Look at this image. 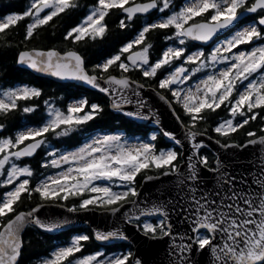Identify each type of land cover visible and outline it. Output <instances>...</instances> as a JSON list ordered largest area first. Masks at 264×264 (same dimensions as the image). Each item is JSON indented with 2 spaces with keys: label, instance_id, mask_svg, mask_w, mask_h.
<instances>
[{
  "label": "snow or ice",
  "instance_id": "snow-or-ice-1",
  "mask_svg": "<svg viewBox=\"0 0 264 264\" xmlns=\"http://www.w3.org/2000/svg\"><path fill=\"white\" fill-rule=\"evenodd\" d=\"M79 6L78 0H30L27 10L22 14H9L0 18V34H6L21 20L31 18L24 38L30 40L37 29ZM113 9L125 14V18L119 22L122 29L129 26L126 21H132L138 15H147L153 10L170 14L145 24L117 54L102 64L94 65L92 72L99 71L100 75L90 74L84 59L74 50H67L63 54L55 49L21 51L17 62L59 79L84 82L112 97V107L116 110L124 105L135 104V112L124 114L144 120L154 119L150 110L148 114L143 112L146 101L141 98V90L145 85L132 80L127 74L139 71L145 79H156L162 69H171L158 80L157 87L169 91L173 98L168 101L161 95V100L168 103L170 108L172 103L179 104L190 118L188 125H182L186 128L185 135L191 149L185 157L187 175L179 163L183 153L177 152L175 148L157 149L152 143L157 139L156 134L149 137L151 142L139 143H129L122 134H106L97 136L76 150L59 153L50 147L47 134L51 132L57 138L67 136L93 120L103 109L98 104H89L87 98L69 104L66 111L45 101L48 118L42 125L19 131L14 138H0V187L15 184L14 188L0 197V264H18L26 225L34 224L40 229L54 231L67 223L42 221L36 216L42 204L28 212H17L16 206L25 193L29 200L33 194H39L42 201H67L87 194L86 198L80 200V209L100 207L113 215L126 204L131 205L125 213V222L134 223L146 236L167 237L172 264H191L189 257L193 249L199 252L208 249L211 264H264V157H261L259 171L252 180L253 191L237 190L234 187L235 176L223 180V193L199 192L197 187L192 186L199 180L198 168L208 164V158L200 154L205 145L203 141H197L198 135L202 133L193 130L206 119L203 113L226 108L227 118H222L213 131L222 137H229L260 117V112L256 110L264 109V71H261L264 69V44L247 51H234L241 45L252 44L254 40H264V32L261 31L264 26V0H186L178 10H174V0H97L81 23L67 32L65 40L71 39L77 43L86 38H103L108 30L105 18ZM209 13L206 19L193 22L197 17H205ZM247 14H257V19L220 41L207 55L202 49L188 51L186 44L189 40L208 43ZM170 28L174 29L173 33L164 39L174 43L153 61L150 55L153 45L147 42L148 33ZM176 61L181 63L176 64ZM221 64L225 67L216 71ZM188 65L194 67L189 68ZM113 66L120 70L121 75L105 76ZM206 69L212 71L194 85L185 87L194 76ZM238 85L243 87L238 88ZM41 94V90L27 85L0 90V114L7 115L19 107L20 101H29ZM22 110L31 113L36 109L26 106ZM172 110L175 113V109ZM237 117L242 119L237 120ZM155 123L159 124V120L156 119ZM4 127L0 123V131ZM261 132H264V128H261ZM163 135L174 144H181L175 134L163 131ZM246 135L249 139L240 147L259 145L264 149V135L258 136L255 131H249ZM233 146L237 145H222L225 148ZM42 148L49 149L46 155L51 159L41 167L62 170L45 176L35 187H30V178L34 173L29 165H21L17 161L33 157ZM149 169L163 170V176H176L178 186L189 185L185 189L188 203L181 207L184 222L188 225L184 234L173 231L166 205L142 206L139 202L136 178L142 171ZM213 171H220L219 161ZM154 178L159 177L147 176L146 180ZM100 181L108 183H97ZM117 186L124 190H115ZM76 210L75 206L69 208L72 212ZM148 217L159 219L155 222L142 220ZM94 236L98 241L127 239L120 229L95 231ZM90 239L87 234L73 237L69 245L57 248L41 264H141L130 251L112 255L97 251L77 257L76 254L83 251L84 243Z\"/></svg>",
  "mask_w": 264,
  "mask_h": 264
},
{
  "label": "trees",
  "instance_id": "trees-1",
  "mask_svg": "<svg viewBox=\"0 0 264 264\" xmlns=\"http://www.w3.org/2000/svg\"><path fill=\"white\" fill-rule=\"evenodd\" d=\"M181 1L182 0H174V5L178 6L177 4L179 2L181 3ZM78 2L80 5L79 7L60 14L50 21L48 25L37 29L30 40L26 41L24 38L26 34V26L31 22V18H25L24 20H21L15 27L10 28L6 34H0V90L27 85L41 90L42 93L38 98H34L29 101H20L19 107L7 115L0 114V123L5 125L3 132L0 133V138H14L19 131L27 126L42 125L48 118V105L45 104V101H48L50 104H54L57 108L66 111L71 100L87 98L89 104H98L103 110L99 112L93 120L79 126L67 136L57 138L53 133H48L47 139L49 141L50 147L57 148L59 153L67 149L81 147L96 133H113L116 131H120L124 137H138L144 140L149 139L152 134H156L157 139L153 143H155L157 149H167L171 147L175 148L177 152H181L178 147L169 143L160 131L152 129L144 124L138 123L122 114L113 111L110 106L109 98L105 94L84 87L77 83L59 82L48 77L37 75L31 70L19 65L17 62L18 55L24 49L34 47L45 49L57 48L61 51L76 49L84 56L86 66L89 71L92 72L94 65L102 64V62L117 54L122 46L134 39L136 34L145 24L154 22L162 15L169 13L167 11L165 13H159L155 11L147 16L138 15L134 20L126 21L129 26L122 29L119 27V22L121 19L125 18V14L119 9H113L105 18V23L108 26V30L103 38H97L95 40L86 38L80 42L73 43L71 39L65 40V35L72 27L77 26L86 17L89 9L97 3V0H78ZM29 3L30 0H0V16L6 17L9 14H22L25 10H27ZM207 15L209 14H206L205 17L200 18L206 19ZM252 19L255 20L254 16L249 17V20ZM262 30H264V28H262ZM173 31L174 29L170 28L167 30H154L148 33L147 42L153 45V48L150 50L151 59L153 61L160 57L161 53L167 46L174 43L173 41H165L164 39L165 36L171 35ZM215 42L207 46H201L200 44L189 40L186 44V47L188 48L189 52L202 49L207 55L214 47ZM263 43L264 40H259L253 42L252 44L241 45L240 47L249 49L256 44ZM175 63L179 64L181 61H176ZM188 67L191 68L194 66L188 65ZM170 70L171 69L169 68L162 69L160 72H158L156 79H145L142 77L139 71H132L127 75L145 83L146 85H152L158 88V80ZM210 71H212V69H206L205 71L198 73L192 78V80L188 82V84H192L200 76H204ZM93 73L100 75L99 71ZM110 74L121 75L120 70L116 66H113L109 70V73L104 75L107 76ZM253 79H255V77H253ZM241 87H243V85H238V88ZM161 91L171 98V100L173 99L169 91ZM234 98L235 96L233 99ZM26 106H34L36 110L31 113H25L22 109ZM175 107L177 108V111L184 122L189 124L190 118L185 115L181 106L179 104H175ZM256 111L260 112V117H258L255 121H251L244 128L240 129L234 134H231L229 137H222L213 131V128L218 124V122L222 118H227L228 116L227 109L224 107L217 110L216 112L206 111L203 113L206 119L197 124L195 130L208 133L216 138H219L223 142L236 141L239 143H244L249 139V137L246 135L249 131H255L258 136L264 134V132H261V128H264V119L261 118L264 117V109H258ZM240 119H242V117H237V120ZM48 150L49 149L47 148H42L33 157L28 159L24 158L23 160L17 161V163L21 165L27 164L31 167L34 174L30 178V187H35L36 184L45 176L61 170L51 167H41V165L45 163L46 160H50L51 158L46 155ZM201 155L208 158L209 166L214 165L213 162L215 157L211 151L204 149ZM180 162L181 157L179 163ZM162 171L163 170L158 171L155 169L142 171L136 178L135 187H140L143 179L147 175L159 174L162 173ZM24 178L25 177H21V179ZM14 187L15 184L8 187H0V197L3 196V193ZM119 187L120 186H117L116 188ZM86 196L87 194L85 197ZM85 197H72L67 201H62L59 199L56 200L64 202L68 205H71L73 202L77 201L79 206L80 200ZM41 202L44 201L40 199L39 194H33L32 198L29 200L27 193H25L21 198V202L16 206L17 212L21 210L32 209L35 205ZM156 219L157 218H154L152 221L155 222ZM81 234H87L91 237V239L84 243L83 251L81 253H77V257L100 250L114 252L118 249H124L126 252L130 251L133 254L132 246L126 243L110 246L99 244L95 240L90 227H80L70 229L59 234H50L42 231L37 226L30 224L24 233V246L19 264H41V261L45 258H50L51 253L59 246L69 245L73 237Z\"/></svg>",
  "mask_w": 264,
  "mask_h": 264
},
{
  "label": "water",
  "instance_id": "water-1",
  "mask_svg": "<svg viewBox=\"0 0 264 264\" xmlns=\"http://www.w3.org/2000/svg\"><path fill=\"white\" fill-rule=\"evenodd\" d=\"M156 10H153L150 15ZM252 15L247 14L245 17ZM146 16V15H143ZM244 17V18H245ZM243 19V18H242ZM241 19V20H242ZM202 21V20H200ZM197 21V22H200ZM237 24V23H236ZM235 24V25H236ZM233 25L229 29L223 30L221 33H218L216 37L213 38L212 41L208 43H202L198 41L191 40L195 43L200 44L201 46H207L213 43L218 37L223 36L229 30L235 27ZM31 49H40V50H49L45 48H29L24 49L22 51L31 50ZM59 51L61 54L66 51H61L57 48H50ZM78 52L82 58L84 59L85 67L89 71L86 66L85 58L81 54L80 51L76 49H69ZM20 66L27 68L34 72L37 75L51 78L55 81L59 82H73L84 87L90 88L92 90L100 92L98 89L91 87L90 85L77 81V80H63L56 78L52 75L46 73L37 72L26 65L20 64ZM90 74L99 75L97 73L90 72ZM119 77L117 74H110ZM132 80L139 81L131 77ZM140 83H143L139 81ZM103 83V81H101ZM145 85V88L141 90V98L146 101V107L143 109L145 114L151 113L154 114V119L144 120L136 117H130L125 115L126 112H135L137 110L135 104L132 105H124L120 110H116L112 107L113 98L106 95L109 98L110 106L113 111L116 113L122 114L127 118H130L138 123L144 124L152 129L158 130L162 133L163 131H167L175 134V136L181 140L180 145L174 144L172 140L165 137L164 138L171 143L172 145L178 147L183 155H181V169L187 175V167L185 157L190 154L191 149L189 147V141L185 135L186 128L182 125H188L184 122L182 117L177 111L175 104L172 103L171 108L168 103H165L164 100L160 99V96L163 95L167 98L168 101H172L165 93H163L158 88L152 85ZM102 93V92H100ZM159 93V94H158ZM104 94V93H103ZM133 99H136L133 97ZM172 109H175V113ZM177 116L179 117V121L177 120ZM159 120V124L155 123V120ZM4 130V129H3ZM0 131L1 132H3ZM198 133H202V135H198L197 141H203L205 145L200 150V154L202 150L208 149L213 154L216 155L215 166L211 167L208 164L206 166H200L198 168L199 171V180L195 182L192 186H195L199 189V192H207L212 194L214 192L225 191V185L223 180L229 176H235L236 181L234 187L237 190H248L253 191L252 180L256 177L260 164L261 157H264V149H262L259 145L257 146H248V147H240L244 145V143H239L236 141L231 142H223L219 138H216L208 133L201 132L193 129ZM264 135V134H263ZM219 141V143H217ZM232 144L237 145L233 147H222L223 144ZM39 151V150H38ZM217 161L220 164V171H213L217 167ZM147 176L159 177L154 178L152 180H146ZM140 187L138 188L139 197L138 200L142 206H151L152 204H164L167 206L170 212V220L173 225V231L175 233L184 234L188 228L187 223L184 222L183 216L184 213L181 210L182 205L186 206L188 203V193L185 190L189 185L186 183L185 185H177V177L174 175L163 176L162 173L159 174H150L147 175ZM244 181H248L246 184ZM198 192V194H199ZM219 199V197H217ZM43 205L36 213L42 221L46 222H59V221H67L63 227L54 230V231H46L41 229L44 232L50 234H59L64 231L80 228V227H90L93 235L95 231H112L116 229H120L124 235L127 236V239H112L109 241H98L99 244L110 246L116 245L120 243H126L132 246L133 248V258L139 259L141 264H172L173 257L169 255V244L170 241L167 237L165 238H152L151 235H144L142 231H140L135 224L126 223V215L125 213L131 207V205L126 204L124 208L121 209L120 212L113 215L109 210L98 207H90L87 210L77 208L75 212L69 211V208H72L66 203L56 202V201H44L41 202L34 207L39 205ZM33 207V208H34ZM29 210H21L23 212H28ZM20 212V211H19ZM148 218H159V217H148ZM30 224L26 225L22 233V239L24 242V233L27 227ZM34 225V224H32ZM36 226V225H35ZM38 227V226H37ZM39 228V227H38ZM40 229V228H39ZM95 237V236H94ZM24 246V243H23ZM23 249V248H22ZM22 255V250H21ZM191 264H211V257L208 249H205L203 252L196 251L193 249L190 254ZM21 260V256L18 259V264Z\"/></svg>",
  "mask_w": 264,
  "mask_h": 264
},
{
  "label": "rangeland",
  "instance_id": "rangeland-1",
  "mask_svg": "<svg viewBox=\"0 0 264 264\" xmlns=\"http://www.w3.org/2000/svg\"><path fill=\"white\" fill-rule=\"evenodd\" d=\"M186 2V0H182L181 1V3L179 2L177 5L178 6H176L175 5V7H177V8H175L174 10H178L179 9V7H181L184 3ZM170 13H168V14H165V15H162V16H166V15H169ZM211 14V13H210ZM209 14V15H210ZM0 18H3V17H1L0 16ZM159 19V18H158ZM81 23V22H80ZM79 23V24H80ZM78 24V25H79ZM231 36V35H230ZM227 37H229V36H227ZM226 38V37H225ZM225 38H223V39H221L220 41H222V40H224ZM220 41H218V42H216L215 44H214V47L220 42ZM264 44V43H263ZM256 45H260V44H256ZM256 45H254V46H256ZM253 46V47H254ZM253 47H251V48H249V49H245V48H240V49H238V50H234V51H247V50H251ZM199 50V49H198ZM195 51H197V50H195ZM195 51H193V52H195ZM103 63V62H102ZM223 67H225V65H223V64H221V65H218L217 66V68L215 69L216 71H219V69H221V68H223ZM262 71H264V69L262 70ZM208 73H206L204 76H200L197 80H195L192 84H187V85H185V87H188V86H190V85H194L195 83H197L200 79H203L206 75H207ZM21 86H23V85H21ZM242 88V87H241ZM82 99V98H81ZM74 101H76V100H71L70 101V104L71 103H73ZM29 127H39V126H27V127H25V128H23L22 130H24V129H26V128H29ZM21 130V131H22ZM106 134H121V132L120 131H116V132H113V133H109V132H105V133H96V134H94L86 143H88V142H90L92 139H94V138H96L97 136H103V135H106ZM125 138H127V140H128V142L129 143H139V142H151V141H149V139H142V138H138V137H125ZM153 143V142H152ZM84 145V144H83ZM82 145V146H83ZM79 147H76V148H73V149H67V150H64V152H68V151H73V150H76V149H78ZM169 148H171V147H169ZM168 149V148H167ZM64 152H61V153H64ZM65 168L67 167V165H65L64 166ZM62 170V169H61ZM61 170H59V171H61ZM56 172H54V173H52V174H50V175H54ZM18 183V182H17ZM97 183H101V184H103V183H108V182H105V181H100V182H97ZM116 184L118 185V182H116ZM115 190H118V191H122V190H124L123 189V187H119V188H115ZM86 198V197H85ZM145 219H148V218H145ZM149 220H151L152 221V219H149ZM59 247H63V246H59ZM58 247V248H59ZM100 251H103L106 255H112V254H119V253H124V252H126V250H124V249H118V250H116V251H114V252H106V250H100ZM93 253H95V252H93ZM91 254V253H90Z\"/></svg>",
  "mask_w": 264,
  "mask_h": 264
},
{
  "label": "flooded vegetation",
  "instance_id": "flooded-vegetation-1",
  "mask_svg": "<svg viewBox=\"0 0 264 264\" xmlns=\"http://www.w3.org/2000/svg\"><path fill=\"white\" fill-rule=\"evenodd\" d=\"M210 14V13H209ZM251 16H254V18H255V20L257 19V14H252V15H249V16H247V17H245V18H243L242 20H240L236 25H235V27L234 28H232L231 30H229L224 36H221V37H219L217 40H216V42H218V41H220L221 39H223V38H225V37H227V36H230V35H232L235 31H237V30H239L240 28H242V27H246L248 24H250V23H252V22H254L255 20H249V17H251ZM202 19H205V18H200V17H197L196 18V20L195 21H193V22H197V21H200V20H202ZM191 23V22H190ZM262 28H264V26H262L261 27V31L262 32H264V30H262ZM215 42V43H216ZM253 42H256V40H254ZM240 48H244V47H240ZM239 48V49H240ZM236 50V49H235ZM54 149H56V150H58L57 148H54ZM59 151V150H58ZM203 151V150H202ZM210 151V150H209ZM64 152V151H63ZM202 153V152H201ZM214 155V157H215V159H214V162H213V166H215V160H216V155L215 154H213ZM26 159H28V158H26ZM51 159V158H50ZM47 161V160H46ZM45 161V162H46ZM213 166H211V167H213ZM52 174V173H51ZM139 188V187H138ZM138 188H136L137 190H138ZM54 201V200H53ZM56 202H61V201H58V200H56ZM64 203V202H63ZM69 206H71V207H76V208H79V206H78V203H77V201H75V202H73L71 205H69ZM144 219V218H143ZM148 219H152L153 220V218H148ZM157 219H159V218H157Z\"/></svg>",
  "mask_w": 264,
  "mask_h": 264
}]
</instances>
